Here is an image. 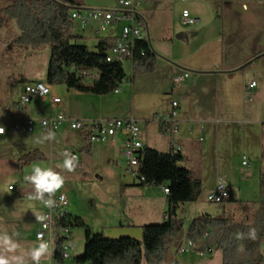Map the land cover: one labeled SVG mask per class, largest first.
Instances as JSON below:
<instances>
[{"label":"crops","instance_id":"crops-1","mask_svg":"<svg viewBox=\"0 0 264 264\" xmlns=\"http://www.w3.org/2000/svg\"><path fill=\"white\" fill-rule=\"evenodd\" d=\"M184 10L198 19V24L182 25L180 16ZM137 14L145 38L157 55L153 72L130 75L128 79L125 77L121 88L120 84L116 91L103 96L79 93L68 90L65 86L49 88L50 91L59 90L63 94L61 99L54 97L60 99L57 112L64 113L66 118L85 122L133 118L138 123L141 142L145 148L160 153L174 150L182 156L179 165L188 169L193 179L200 181L201 193L196 202L187 204L191 218L185 220L180 236L169 242V250L162 263L177 264L182 255L176 254V249L187 242L185 233L190 222L199 215H206L202 212L201 201L206 202L214 193L219 180L223 181L227 190L236 194L243 192L245 199L249 197L247 179L238 178V181H234L235 178L230 173L232 174V157L237 152L250 151V141L256 145L252 157L257 164L256 177L261 172L264 173V94L260 93L264 92V28H260L264 26V0H147L137 9ZM124 24L125 21H120L109 27L111 34L104 38L115 40ZM95 25L93 32L97 33V23ZM73 34L75 35L74 31ZM76 35L80 37L78 43L86 46L88 35ZM124 62L129 63L131 70V62ZM179 72H187L189 78L186 83L173 89L172 76ZM252 81L256 82V87L245 90ZM21 91L22 88L19 95ZM46 98L52 102L51 95ZM35 100L24 109L17 106L18 100L0 102V127L4 129V135L0 139L11 131L3 123L15 125L26 118L40 120L57 115V112H50L47 118H34L31 114L36 111L33 103ZM172 101L178 105L174 116H171ZM8 104H11L10 111L5 112ZM251 115L260 116L256 118ZM159 121L171 123V128L176 127L177 133L172 136L169 130L161 134ZM242 127V133L248 134V143L237 137V132ZM61 131L69 135V142L63 147V152L70 150L79 153L77 166H81L83 159L91 163L93 158H104L103 164L113 166L112 181L116 185L117 202L123 216L114 219L115 210H112L98 234L107 239L127 237L140 240L143 226L151 224V221H155L154 224L164 222L167 202L163 190L166 185L140 186L127 169L121 168V134L105 142L90 143V151L86 155L82 152L84 133L71 131L67 124L57 130ZM18 133L42 140L47 137L37 129L29 135ZM40 145L16 155V165L21 156L33 151H38L45 157L46 152ZM80 154L86 156L83 155L82 159ZM242 160L241 165L247 166L244 157ZM23 178L21 183L24 186L31 185L24 183ZM97 178L100 179V176ZM15 189L11 192L18 193L19 189ZM256 192L258 194L255 184V194ZM184 211L187 216L188 211ZM68 214L77 218L69 211ZM70 250V258L67 260L71 262L64 260V264H72L74 257ZM262 254L264 255V244ZM187 256L188 264H212L213 261L221 264L220 252H211L199 259L198 256Z\"/></svg>","mask_w":264,"mask_h":264},{"label":"trees","instance_id":"trees-1","mask_svg":"<svg viewBox=\"0 0 264 264\" xmlns=\"http://www.w3.org/2000/svg\"><path fill=\"white\" fill-rule=\"evenodd\" d=\"M84 6V0H14L0 9V36L10 61L18 65L25 52L49 50L45 83L48 86H65L68 90L92 95H108L116 91L125 74L122 63H107L105 51L114 40L101 38L95 51L79 44L80 37L73 34L70 12ZM157 55L147 39L136 42L131 59V75L151 73ZM97 71L99 78L85 83L82 73ZM159 132L165 134L171 123L158 122ZM82 152L89 154L90 141L84 134ZM44 157L33 151L17 160L21 171ZM182 156L170 150L160 153L146 148L139 174L144 181L140 186L163 187L167 190V211L164 222L141 228L140 240L132 238L107 239L102 234H92L78 218L61 221L55 227L84 228L85 242L80 257L72 264H162L169 242L182 233L185 222L184 206L194 203L200 196L201 183L191 172L179 165ZM218 216L199 215L187 227L186 239L195 246L198 255L207 250L221 253V264H263L264 255V173L259 174L258 199L242 202L228 190L220 203ZM255 229V239L248 237ZM243 234L237 238V234ZM52 264H64L61 240L56 239Z\"/></svg>","mask_w":264,"mask_h":264},{"label":"rangeland","instance_id":"rangeland-1","mask_svg":"<svg viewBox=\"0 0 264 264\" xmlns=\"http://www.w3.org/2000/svg\"><path fill=\"white\" fill-rule=\"evenodd\" d=\"M13 1L14 0H0V9L7 7ZM83 9L117 11L114 0H84V6L81 10L82 14L84 13ZM95 26L94 22H89L86 26H81L78 21L73 22V31L75 35L77 33L83 37L88 35L85 44L90 51H95V46L101 38L111 34V29L97 34L93 32ZM260 28L262 29L264 26H260ZM6 49L7 47L0 36V102L17 101L19 91L26 84L44 82L49 60L48 48H44L40 51L29 50L24 53L20 63L15 65L10 61L9 57L5 55ZM122 68L125 77L127 79L130 78L131 70L129 63L124 62ZM254 70L257 71L256 68H254ZM256 76L259 77V75ZM122 85L124 84L121 83L120 88ZM260 93L261 95L264 94L263 91ZM50 95L51 97L58 96L60 99L63 98V94L59 90L50 91ZM33 103L35 104L36 111L31 115L35 116L34 118H47L50 112L56 113L60 107V103H50L46 97L38 98ZM50 104L53 106L51 107ZM259 116L260 115H251V117L256 118ZM2 125L4 127H9L11 131L8 135L0 139V219H2L0 220V232L7 233L9 237L18 244V248L15 253H7L4 248L0 246V254L7 256L20 255L27 261V264H31L28 252L38 243L35 240L34 232L40 220H37L36 217L41 216L44 209L39 201L29 199L30 195H34V189L31 185L24 186L21 183V179L25 175L31 174L34 166L51 167L53 171L63 176L64 185L57 192H62L67 196L69 203L68 211L75 214L77 218L88 225L93 234H98L100 229L105 226L104 221L107 217L111 216L112 210H115V215H113L114 219L123 216L116 195L118 193L116 185L115 182L112 181V174L114 172L112 164H103L104 158H93L91 163H89L88 160L83 159L86 155L80 154L83 159L81 166H75L72 171H67L62 166L64 159L62 154L65 153L63 152V147L69 142V135L66 134V132H57V134H53L52 139L45 138L42 140L36 136H21L11 123H3ZM243 129L244 127L241 128L240 132H237V137L241 141L248 143V141H250L248 139V134L245 132L242 133ZM39 144H41L40 146H42L46 152L44 159L36 161L23 168V170L18 171L16 168V155L24 154L22 152H26L32 148L34 149V146H38ZM255 146L254 142L250 141L248 145L250 151L244 153L237 152L231 159L233 166L230 176L235 178L234 181H238V178L247 179L248 181L247 188L249 197L247 199L243 198V192L238 194L235 192L233 193L235 198L242 202H253L257 199L258 194L257 192L255 194V184L259 191V177H256L257 164L252 160ZM262 149H264V144ZM77 154L79 153L77 152ZM243 157L248 163L247 166L241 165ZM119 165L121 168L127 169L126 160L123 155ZM97 176H100V179L97 178ZM9 186H13L14 189L17 187L19 192L15 193L9 191ZM201 206L204 210L202 211L203 214L206 213V215L210 216H218L222 208L221 204H212L207 201H201ZM185 209L188 211L185 220L188 221V219L190 220L191 218L190 210L187 209V205L184 206V210ZM151 222V224H154L153 222L155 221ZM71 233V256L77 258L83 253L85 229L74 227L71 228ZM177 249L176 254L182 255V261H177V264H188L186 259V257H188L187 255L198 256L197 259L207 256V254L198 255L193 251L179 254ZM48 261L49 255H45L41 258V262L43 263H47ZM70 262L71 260H67V263ZM212 264L218 263L213 261Z\"/></svg>","mask_w":264,"mask_h":264},{"label":"built area","instance_id":"built-area-1","mask_svg":"<svg viewBox=\"0 0 264 264\" xmlns=\"http://www.w3.org/2000/svg\"><path fill=\"white\" fill-rule=\"evenodd\" d=\"M186 2L187 0H179ZM117 11H110L104 9H74L70 12L71 20L78 21L81 26L87 25L89 22L97 23V33L103 32L109 27L115 25L117 22L125 21L121 27L119 35L115 38L113 45L105 51V61L107 63H123L130 61L133 57L134 46L136 42L145 40L144 29L141 26L137 9L147 0H114ZM181 24L184 26H194L198 24V19L193 17L187 10L182 11L180 16ZM85 83H91L99 78V73L95 70L82 73ZM189 78L187 72H179L172 76V88L176 89L186 83ZM123 83V80L121 81ZM120 83V84H121ZM42 86V87H41ZM256 87V82L252 81L245 90H252ZM50 96V88L45 82H35L25 85L19 95L17 106L24 109L33 99L43 98ZM54 104H59L60 99L51 97ZM11 104L5 108V112L10 111ZM173 109L171 116L175 115V109L178 107L175 101L171 102ZM64 124H67L71 131L84 133L88 136L90 143L105 142L112 139L117 135L123 136L122 155L126 160L127 171L131 176L140 184L144 181L143 177L139 174V167L144 159L145 147L143 146L140 138V129L138 123L133 118L128 119H110L99 120L93 122H85L80 120H70L66 118L64 113L59 112L56 116L47 119H30L26 118L18 121L14 126L15 129L22 134H32L35 130L48 135L49 132L53 134ZM169 133L173 136L177 133V128L172 126ZM4 135V129L0 127V136ZM176 148V145L174 146ZM66 153L75 156L76 166L79 164V157L76 153L68 150ZM246 161L243 162V165ZM27 176V175H26ZM25 178V177H24ZM23 178L24 183H28ZM30 184V183H28ZM9 191H14L13 186L8 187ZM163 193L166 195L167 190L164 189ZM228 190L223 183L219 180L216 184L215 191L207 198L208 203L220 204L227 197ZM45 199L49 197L45 194ZM54 204L50 208L44 209L43 216L47 218L44 221H39L38 228L35 232V240L37 234L41 233L42 238L49 242L51 254L47 264H52V255L55 251L56 239L61 240V250L63 260L70 258L69 250L71 249V228H59L55 232V227L61 221L70 222L72 217L68 214V199L62 192H56L52 195ZM179 254H185L189 251L196 253V248L188 240L185 244L179 246L177 249ZM211 250H207L205 254H210ZM197 254V253H196ZM40 264H43L40 261Z\"/></svg>","mask_w":264,"mask_h":264},{"label":"clouds","instance_id":"clouds-1","mask_svg":"<svg viewBox=\"0 0 264 264\" xmlns=\"http://www.w3.org/2000/svg\"><path fill=\"white\" fill-rule=\"evenodd\" d=\"M42 87V86H41ZM53 133L49 132L46 139H52ZM64 156L62 166L67 171H72L75 166V156L68 153H63ZM25 181L31 184L34 189V195H30V200L42 202L43 206L50 208L53 206L54 201L51 199L52 195L60 190L64 185V178L59 173L52 170L51 167L34 166L30 175L25 176ZM45 194L49 197L45 199ZM46 216H37L36 219L44 221ZM18 235V234H17ZM243 234L238 233L237 238H241ZM248 237L255 239V229H249ZM38 243L35 244L28 252L31 264H40L41 258L45 255H50L51 250L49 242L42 238V234H37ZM0 246L4 248L7 253H15L18 244L15 243L7 233L0 232ZM0 264H27V261L20 255H3L0 254Z\"/></svg>","mask_w":264,"mask_h":264}]
</instances>
